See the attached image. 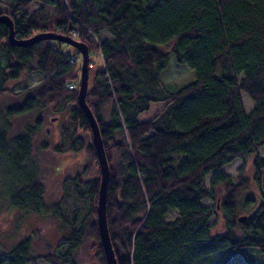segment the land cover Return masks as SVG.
Here are the masks:
<instances>
[{
  "label": "trees",
  "instance_id": "trees-1",
  "mask_svg": "<svg viewBox=\"0 0 264 264\" xmlns=\"http://www.w3.org/2000/svg\"><path fill=\"white\" fill-rule=\"evenodd\" d=\"M0 1L5 6L0 13L13 18L16 37L56 32L86 42L90 51L96 47L102 56V68L92 74L90 55L86 100L111 170L107 221L118 264H204L207 254L238 247L264 253V191L258 204L251 196L243 200L247 214L240 220L238 196L248 179L243 166L238 181L224 171L237 158L253 155V178L264 188V0ZM34 2L39 6L27 13ZM49 5L54 10L45 15ZM8 36L9 27L0 22V141L16 117L39 112L35 125L11 135L19 170L13 202L36 212L52 210L60 219L61 240L68 246L45 254L51 264H86L87 251L96 264H108L98 226L99 162L89 120L78 104V59L69 61L79 52L49 38L12 45ZM171 53L193 70L194 78L180 87L162 78ZM23 71L42 77L21 90L6 86ZM23 91L28 94L20 103L1 97ZM243 93L253 102L250 111ZM157 101L164 107L139 120ZM63 109L68 117L53 150L63 156L84 153L88 161L75 166L77 156L70 169L64 167L62 196L48 201L34 138L42 125L40 112ZM23 160L31 166L26 171ZM206 198L219 202L207 205ZM68 200L77 201L70 213L64 210ZM81 201L87 203L83 211ZM218 203L223 232L212 233ZM32 240L26 236L3 252L0 264L33 261Z\"/></svg>",
  "mask_w": 264,
  "mask_h": 264
},
{
  "label": "rangeland",
  "instance_id": "rangeland-1",
  "mask_svg": "<svg viewBox=\"0 0 264 264\" xmlns=\"http://www.w3.org/2000/svg\"><path fill=\"white\" fill-rule=\"evenodd\" d=\"M39 6L38 2L32 3L27 9V13H32L34 9ZM5 9V6L0 1V10ZM54 6L49 5L46 7L44 14L49 15L53 12ZM19 15V14H18ZM17 15V16H18ZM106 34V33H103ZM66 50L72 51L71 46L65 45ZM91 55V72L102 68V57L100 52L96 47H93L90 51ZM82 57L81 54L78 58V65L81 67ZM92 75L90 73L89 77ZM42 77V73L35 71L33 73H28L23 71L17 80H10L6 83L7 87L14 86L16 90H21L26 87H30L38 83ZM162 78L165 82L174 84L176 86H182L189 80L194 78L193 70L186 64L180 63L176 60L174 53L170 54L169 64L165 71L163 72ZM80 80V72H79ZM28 92L23 91L17 95L2 94V99H6L8 103H20ZM243 99L247 111H250L253 107V102L251 98L243 93ZM1 99V98H0ZM165 103L163 101L152 102L148 110L143 111L139 114V120L144 121L152 118L156 113H158ZM38 110L27 113L23 116L16 117V122L11 117L10 121L13 122L12 127H10L5 135V141H0L1 146H6L9 148L7 151H2L0 147V256L3 252L9 251L14 245H16L24 237L31 235L33 241V253L36 258L28 264H51L45 257V254L49 250L55 253H60L67 249L68 244L61 240L62 227L61 221L57 216H53L51 211H45L41 209L39 212L32 211L19 206L13 202L12 193L13 188L17 180L19 179V170L16 168L14 158L12 156V150L10 148L11 135L17 134L24 130L27 124H36V118L38 117ZM42 114V125L40 131L34 138V156L37 159V166L40 175L45 179L46 183V199L48 201H54L60 199L62 196L61 192V181L63 176V168L70 169L72 163L76 162L77 156L79 165L82 166L88 161L87 156L84 153L80 155H62L53 150V145L56 144L60 139L61 129L68 117V112L66 109L61 111L49 110L48 112L41 111ZM15 118V117H14ZM48 144V145H45ZM260 154L264 155V146L260 148ZM253 155L245 159L237 158L232 163L224 167V171L233 176L235 181H238L239 168L243 166V175L248 179L247 188L242 191L239 196V212L241 216L247 214L244 209H242V202L246 197H254L257 204L262 199V188L254 180V169L252 166ZM21 164L24 166L23 171L28 170L31 167L26 160H23ZM93 165V170H95ZM264 173V171H263ZM209 174L206 177V183L210 184ZM221 193V189L218 190L217 196ZM220 200V197H219ZM77 201L75 200V203ZM207 205H215L218 200L206 198L203 201ZM73 204V200H68L64 204V210L70 213V209H73L76 204ZM82 211L86 209V201H81ZM62 209H63V205ZM169 216V214H168ZM174 215L171 214L170 217ZM212 224L211 232H223V222H222V212L220 206L217 208L215 215L210 219ZM89 245V241H87ZM86 258L83 260L86 264H96V260L93 254L87 251ZM204 264H264V253L255 249L254 247H245L244 249L231 248L217 251L214 253L207 254L205 256Z\"/></svg>",
  "mask_w": 264,
  "mask_h": 264
},
{
  "label": "water",
  "instance_id": "water-1",
  "mask_svg": "<svg viewBox=\"0 0 264 264\" xmlns=\"http://www.w3.org/2000/svg\"><path fill=\"white\" fill-rule=\"evenodd\" d=\"M0 22L5 23L9 27V42L12 45H21L28 46L33 44L35 41L40 39H57L60 41H64L72 46H74L82 57V64L80 67V80H79V88H78V104L84 109L85 114L89 120L93 143L95 146L99 168H100V186H99V195H98V226L100 231V238L104 248V252L106 255L108 264H118L117 257L115 254V250L113 248L112 240L110 237V232L108 228L107 221V190H108V182L110 179V166L108 162V158L105 151V146L103 142V138L100 132L99 123L96 119L91 107L88 105L86 100V95L88 91L89 84V66H90V49L87 43L83 41L76 40L74 38L64 36L55 32H42L37 35L32 36L31 38H18L15 35L14 30V21L13 18L7 13H0ZM219 202V201H218ZM219 206V203H218ZM240 220H245V216H241Z\"/></svg>",
  "mask_w": 264,
  "mask_h": 264
},
{
  "label": "built area",
  "instance_id": "built-area-1",
  "mask_svg": "<svg viewBox=\"0 0 264 264\" xmlns=\"http://www.w3.org/2000/svg\"><path fill=\"white\" fill-rule=\"evenodd\" d=\"M77 59H78V56H77V55H71V56L69 57V61H70V62H74V61H76ZM69 86H70V87H73V84L70 83Z\"/></svg>",
  "mask_w": 264,
  "mask_h": 264
},
{
  "label": "bare ground",
  "instance_id": "bare-ground-1",
  "mask_svg": "<svg viewBox=\"0 0 264 264\" xmlns=\"http://www.w3.org/2000/svg\"><path fill=\"white\" fill-rule=\"evenodd\" d=\"M39 33H42V32H38L37 34H39ZM56 33V32H55ZM37 34H35V35H37ZM59 34V33H58ZM68 37H71V36H68ZM71 38H74V39H76V40H79V39H77V38H75V37H71ZM55 40H57V39H55ZM79 41H81V40H79ZM62 42H64V41H62ZM84 42V41H83ZM66 43V42H65ZM86 43V42H85ZM66 44H68V43H66ZM68 45H70V44H68ZM72 46V45H71ZM74 47V46H73ZM102 57V56H101ZM102 61H103V59H102ZM90 75V74H89ZM79 88V87H78ZM85 112V111H84Z\"/></svg>",
  "mask_w": 264,
  "mask_h": 264
}]
</instances>
